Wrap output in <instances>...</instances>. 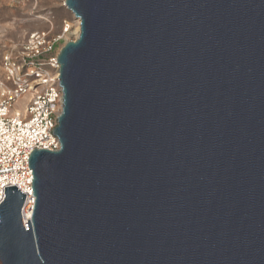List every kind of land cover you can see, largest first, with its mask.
<instances>
[{
  "label": "water",
  "instance_id": "1",
  "mask_svg": "<svg viewBox=\"0 0 264 264\" xmlns=\"http://www.w3.org/2000/svg\"><path fill=\"white\" fill-rule=\"evenodd\" d=\"M60 148L4 187L0 264H264V0H64Z\"/></svg>",
  "mask_w": 264,
  "mask_h": 264
},
{
  "label": "built area",
  "instance_id": "2",
  "mask_svg": "<svg viewBox=\"0 0 264 264\" xmlns=\"http://www.w3.org/2000/svg\"><path fill=\"white\" fill-rule=\"evenodd\" d=\"M69 29L64 22L61 35L33 32L18 48L0 53V202L4 187L15 185L25 194L22 214L28 196L33 197V206L35 202L30 153L35 148H60L54 133L63 105L57 56L73 40L64 39L61 44Z\"/></svg>",
  "mask_w": 264,
  "mask_h": 264
},
{
  "label": "rangeland",
  "instance_id": "3",
  "mask_svg": "<svg viewBox=\"0 0 264 264\" xmlns=\"http://www.w3.org/2000/svg\"><path fill=\"white\" fill-rule=\"evenodd\" d=\"M64 22L70 24V29L62 35L61 44L64 39L77 37L76 18L64 6V0H0V53L18 48L36 31L61 35Z\"/></svg>",
  "mask_w": 264,
  "mask_h": 264
},
{
  "label": "bare ground",
  "instance_id": "4",
  "mask_svg": "<svg viewBox=\"0 0 264 264\" xmlns=\"http://www.w3.org/2000/svg\"><path fill=\"white\" fill-rule=\"evenodd\" d=\"M76 22H77V27H76L75 33L78 35V33H79V19L76 18ZM32 206H33V197L28 196L27 201H26V205H25L24 210H23V217L26 221H28L27 219L30 220V218H31Z\"/></svg>",
  "mask_w": 264,
  "mask_h": 264
}]
</instances>
